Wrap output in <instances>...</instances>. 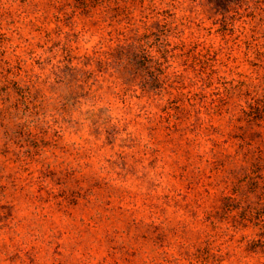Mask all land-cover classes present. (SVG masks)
<instances>
[{"label":"rangeland","instance_id":"obj_1","mask_svg":"<svg viewBox=\"0 0 264 264\" xmlns=\"http://www.w3.org/2000/svg\"><path fill=\"white\" fill-rule=\"evenodd\" d=\"M66 37L147 52L47 134L0 91V264H264V0H0V79Z\"/></svg>","mask_w":264,"mask_h":264},{"label":"trees","instance_id":"obj_2","mask_svg":"<svg viewBox=\"0 0 264 264\" xmlns=\"http://www.w3.org/2000/svg\"><path fill=\"white\" fill-rule=\"evenodd\" d=\"M66 38L62 43L54 42L56 50L51 56H47L50 60V73L46 77L26 71L24 74L13 72L11 78L0 79V91L14 98V106L7 111L9 119L12 120L11 124L24 127L28 133L34 134L37 131L47 134L54 130L56 124L60 130L65 129L64 123L72 122L65 115H70L83 100L85 102L95 99L93 85L97 84L100 72H109L110 67H120L124 62L128 64L133 50L140 55L147 52L136 40L132 42L125 38L106 47L99 44L91 52L74 55L73 49L68 45L70 39ZM57 54L61 58L53 62L52 58ZM120 77L122 80L125 78ZM4 109L0 108V111ZM98 110H87V117L92 124L93 119L98 116Z\"/></svg>","mask_w":264,"mask_h":264}]
</instances>
